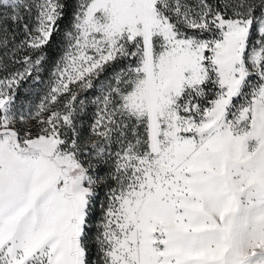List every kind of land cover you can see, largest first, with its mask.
I'll use <instances>...</instances> for the list:
<instances>
[{
	"label": "snow or ice",
	"instance_id": "obj_1",
	"mask_svg": "<svg viewBox=\"0 0 264 264\" xmlns=\"http://www.w3.org/2000/svg\"><path fill=\"white\" fill-rule=\"evenodd\" d=\"M0 264H264V0H0Z\"/></svg>",
	"mask_w": 264,
	"mask_h": 264
},
{
	"label": "trees",
	"instance_id": "obj_2",
	"mask_svg": "<svg viewBox=\"0 0 264 264\" xmlns=\"http://www.w3.org/2000/svg\"><path fill=\"white\" fill-rule=\"evenodd\" d=\"M52 70L53 69H52V63H51V58H50L48 63L45 64L42 73L40 74L42 83L39 85H34V86L29 85V84L24 85V87L20 91L18 102L32 105L37 100L41 99L43 96V92L45 90L47 78L50 75V72ZM91 114H92V111L90 109L88 113V117H91Z\"/></svg>",
	"mask_w": 264,
	"mask_h": 264
},
{
	"label": "rangeland",
	"instance_id": "obj_3",
	"mask_svg": "<svg viewBox=\"0 0 264 264\" xmlns=\"http://www.w3.org/2000/svg\"><path fill=\"white\" fill-rule=\"evenodd\" d=\"M52 71H53V70H52ZM52 71L50 72V75H49L48 78H47V83H46L45 90H44V92H43V96H42V98L44 97V95H45V93H46V91H47V89H48L49 82H50V80L52 79ZM42 98H41V99H42ZM41 99H39V100H37L36 102H34L31 106H32L33 108H35V106L38 105V104L40 103ZM34 131H38V128H34Z\"/></svg>",
	"mask_w": 264,
	"mask_h": 264
}]
</instances>
